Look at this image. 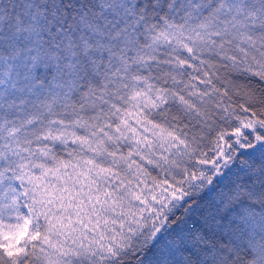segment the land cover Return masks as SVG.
I'll return each instance as SVG.
<instances>
[{
	"label": "snow or ice",
	"instance_id": "snow-or-ice-1",
	"mask_svg": "<svg viewBox=\"0 0 264 264\" xmlns=\"http://www.w3.org/2000/svg\"><path fill=\"white\" fill-rule=\"evenodd\" d=\"M0 264H264V0H0Z\"/></svg>",
	"mask_w": 264,
	"mask_h": 264
}]
</instances>
